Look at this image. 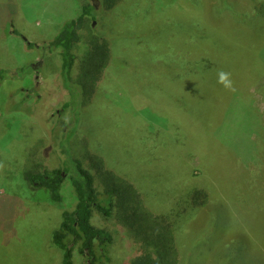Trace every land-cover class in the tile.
I'll use <instances>...</instances> for the list:
<instances>
[{
    "label": "rangeland",
    "instance_id": "rangeland-1",
    "mask_svg": "<svg viewBox=\"0 0 264 264\" xmlns=\"http://www.w3.org/2000/svg\"><path fill=\"white\" fill-rule=\"evenodd\" d=\"M81 1L0 0V264L61 262L49 243L50 228L60 210L73 207L72 186L67 180L62 202L51 206L45 194L30 190L21 169L26 149L39 137L48 168L63 158L57 144L65 115L54 113L67 95L58 75L63 58L42 47L77 15ZM263 5L122 0L113 11L99 8L91 19L116 46L81 116L91 147L135 184L157 214L175 219L189 201L186 188H201L204 181L216 203L214 215L189 224L200 238L194 243L192 235L178 249L180 264H264V90L256 84L245 89L248 80L264 84ZM82 48L80 43L74 52ZM203 56L216 59L221 69L200 65L193 71ZM154 59L180 69L176 73ZM191 140L204 145L200 153H186ZM232 171L238 176L231 179ZM93 223L114 236L103 264H128L139 254L112 217L96 213ZM73 253L74 264H83Z\"/></svg>",
    "mask_w": 264,
    "mask_h": 264
},
{
    "label": "trees",
    "instance_id": "trees-1",
    "mask_svg": "<svg viewBox=\"0 0 264 264\" xmlns=\"http://www.w3.org/2000/svg\"><path fill=\"white\" fill-rule=\"evenodd\" d=\"M120 2L122 0H82L77 15L64 21L56 34L42 47L43 51L57 52V57L61 58L62 54L63 58V69H60L58 75L64 95H67L60 108L54 112L58 116L65 115L57 144L63 158L58 166L48 168L44 164L42 153L39 152L44 144V140L39 137L37 142L26 149L21 177L33 193L45 194L52 203L51 206L62 202L61 189L67 180L72 186L75 195L73 207L60 210L58 219L53 221L50 228L49 243L57 248L60 255L58 262L61 257L60 264H74L73 252L81 257L83 264H103L102 258L109 261L107 253L114 241L113 232L106 226L101 227L93 223L96 213L103 217H112L138 244L139 254L133 256L128 264H180L178 249L183 248V244L187 245L188 237L193 235L194 243L200 238L199 234H193V225L189 224L197 217L201 218V222H205L211 214L214 215L213 211L216 209V203L210 196L211 191L207 193L204 190L207 187L204 181V188H199V184L186 188L183 197H188L189 201L182 204L186 205L184 211L176 213L175 219L168 218L167 214L166 216L153 212L145 205L135 184L111 168L105 156L95 152L82 130L81 116L86 110L84 108L96 96L98 86L116 55L113 53L116 46L112 47L114 37L96 25L91 26V19L99 8L113 11ZM262 7L264 8V5ZM12 31L16 33L17 29L13 28ZM80 43L84 44V48L78 55L74 49ZM34 45L32 42L28 44L29 47ZM117 53L121 55L120 52ZM205 58L203 56L194 62L192 65L196 68L191 69L197 71L200 65H204L206 71L221 69L216 59ZM154 60L162 64L161 60ZM162 65L175 70L176 73L180 69ZM261 67L264 68V64ZM258 83L248 80L245 89L256 84L259 89L261 87L264 90V84ZM187 89L191 90L189 84ZM197 143L191 140L185 148L186 153H200L204 145L201 147ZM190 145L191 149L188 151ZM235 173H229L231 179ZM244 174V177L249 176L248 172ZM203 177V180L207 179L206 172ZM214 200L216 202L215 196ZM42 203L46 204L44 200ZM47 206L46 204L44 208L48 211ZM236 256V253L232 256L234 263ZM185 264L192 263L187 261Z\"/></svg>",
    "mask_w": 264,
    "mask_h": 264
}]
</instances>
